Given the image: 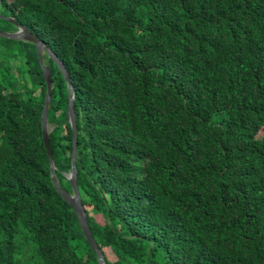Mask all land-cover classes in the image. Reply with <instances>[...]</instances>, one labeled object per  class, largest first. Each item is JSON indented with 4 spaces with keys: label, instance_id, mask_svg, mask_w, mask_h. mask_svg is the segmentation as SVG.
<instances>
[{
    "label": "trees",
    "instance_id": "1",
    "mask_svg": "<svg viewBox=\"0 0 264 264\" xmlns=\"http://www.w3.org/2000/svg\"><path fill=\"white\" fill-rule=\"evenodd\" d=\"M0 15L68 75L76 185L105 264H264V0H0ZM0 41L21 61L0 81V264H97L61 195L66 82L42 53L57 192L34 47Z\"/></svg>",
    "mask_w": 264,
    "mask_h": 264
},
{
    "label": "water",
    "instance_id": "2",
    "mask_svg": "<svg viewBox=\"0 0 264 264\" xmlns=\"http://www.w3.org/2000/svg\"><path fill=\"white\" fill-rule=\"evenodd\" d=\"M11 24L15 25L12 21ZM0 38L8 39L12 41H26L33 45L36 57L38 60L39 67L41 69V75L45 82L46 91L45 96L43 98L42 103V109H41V116H40V127H41V138H42V144L45 149V153L47 156V162H48V169H49V178L51 181V184L53 188L60 192V188L57 185V182L55 180L53 171L54 167L52 164V159L48 147V137H47V130H46V115H47V108L49 104V94H50V72L49 69L42 65L41 61V54L46 53L47 56L51 59L52 63L56 66L57 70L59 71L61 77L66 82L67 90V105H66V116L67 121L71 130V153H70V171L66 177V179L69 182L70 191L71 193L68 194L65 191H61V195L66 201V203L71 207L79 228L81 230V233L89 245L90 249L95 255L97 264H105V261L102 257V254L100 250L97 248L95 241L90 233V230L88 228L84 210L80 203V198L77 190L76 185V169H75V157H76V131H75V123H74V112H73V94H72V87L69 82L68 75L66 71L64 70L61 63L57 60L55 55L45 46L43 42H41L38 38H36L32 33L29 32L25 27L17 26V29L13 33H5L0 31Z\"/></svg>",
    "mask_w": 264,
    "mask_h": 264
},
{
    "label": "rangeland",
    "instance_id": "3",
    "mask_svg": "<svg viewBox=\"0 0 264 264\" xmlns=\"http://www.w3.org/2000/svg\"><path fill=\"white\" fill-rule=\"evenodd\" d=\"M5 19L7 22H12L9 18L3 17L0 15V19ZM1 25V24H0ZM1 28V27H0ZM10 33V32H5ZM4 42L0 41V81L2 82H9L13 81L15 77H13L15 74L10 73V76H7V68L13 69L15 72L17 70V67H21V61L20 57H17V53L14 50L15 46L10 51H6L3 49ZM11 46V45H10ZM19 62V63H18ZM18 73V71H17ZM49 127V126H48ZM99 219L97 218V221Z\"/></svg>",
    "mask_w": 264,
    "mask_h": 264
}]
</instances>
